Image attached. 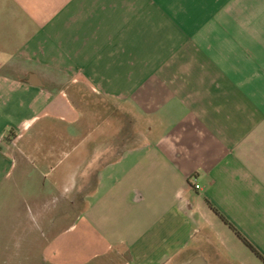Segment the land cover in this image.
<instances>
[{"label":"crops","instance_id":"obj_1","mask_svg":"<svg viewBox=\"0 0 264 264\" xmlns=\"http://www.w3.org/2000/svg\"><path fill=\"white\" fill-rule=\"evenodd\" d=\"M9 199L30 264H264V0H0Z\"/></svg>","mask_w":264,"mask_h":264},{"label":"rangeland","instance_id":"obj_2","mask_svg":"<svg viewBox=\"0 0 264 264\" xmlns=\"http://www.w3.org/2000/svg\"><path fill=\"white\" fill-rule=\"evenodd\" d=\"M42 78L47 81L46 84L50 83L47 77L43 76ZM65 81L60 76L56 78V84H64ZM79 90L80 94H74V96L76 100L80 99V102H76V104L80 106L82 117L86 119L93 116V113H97L95 109L98 107V103L103 101L98 96L94 97V93L86 84L80 82ZM18 207L19 205L9 199L0 208V264H30L33 248L35 250L39 248V251L34 254L35 256L38 254L42 256L48 241L72 223L70 220L59 219L63 215H58L57 220L49 219V217H52L51 214L45 215L44 218L47 217V219L33 220ZM55 207L62 211L65 208L69 209V206L63 208L58 205ZM81 208L82 206L80 205V210ZM42 209H46V212L50 209L52 212L54 206H43ZM76 209L77 206H74V216Z\"/></svg>","mask_w":264,"mask_h":264},{"label":"trees","instance_id":"obj_3","mask_svg":"<svg viewBox=\"0 0 264 264\" xmlns=\"http://www.w3.org/2000/svg\"><path fill=\"white\" fill-rule=\"evenodd\" d=\"M238 235V234H237ZM238 237H240L239 235H238ZM241 238V237H240ZM242 239V238H241ZM243 240V239H242ZM245 244L248 246V248L257 256V257H259L260 258V256L245 242ZM261 259V258H260Z\"/></svg>","mask_w":264,"mask_h":264},{"label":"built area","instance_id":"obj_4","mask_svg":"<svg viewBox=\"0 0 264 264\" xmlns=\"http://www.w3.org/2000/svg\"><path fill=\"white\" fill-rule=\"evenodd\" d=\"M194 189L199 190L200 187L198 185H194Z\"/></svg>","mask_w":264,"mask_h":264}]
</instances>
